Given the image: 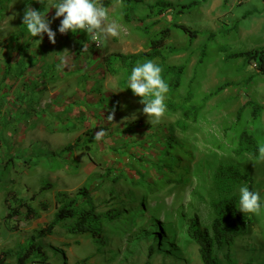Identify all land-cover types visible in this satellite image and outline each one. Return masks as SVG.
I'll list each match as a JSON object with an SVG mask.
<instances>
[{"label":"rangeland","instance_id":"374dc122","mask_svg":"<svg viewBox=\"0 0 264 264\" xmlns=\"http://www.w3.org/2000/svg\"><path fill=\"white\" fill-rule=\"evenodd\" d=\"M108 1L102 0V3ZM156 1L145 0L143 5L132 7L129 17L126 6L118 1L104 5L109 8L110 19L119 23L122 31L120 37L109 38L101 49L91 45L86 32L75 34L76 64L90 61L97 65L95 76H88L84 71L76 74V85L89 92L88 98L93 97L96 103L84 112L86 107L77 102V96L74 132L50 133L44 136V145H36L34 137L25 136L27 127L24 125L35 118L32 110L36 105L29 102L32 101V88L26 86V81L34 59H29L30 49L39 48L34 40L40 38L31 37L22 17L25 8H34L37 0H12L0 11V253L13 250L6 264H17V252L34 238H38L37 242L43 245L53 264H203L199 247L188 238L187 229L194 216L205 226L212 223L211 204L222 196L213 181L216 168L237 165L253 178L255 191L264 202V161L238 159L230 152L242 130L233 128L238 109L249 100L264 108V75L253 63L247 65L242 59L228 61L225 53V49L229 53L264 49V20L254 22L257 16H264L262 4L256 0L248 2L257 7L258 12L242 17L239 9L230 7L224 0H168L175 5L193 1L200 5L186 14L176 15L171 11L143 21L148 14L147 6ZM46 13L52 30L59 33L62 18L53 19L55 9L45 8ZM174 23L185 25L198 35L191 43L190 36L176 28L167 40L164 52L168 55V63L183 65L186 77L178 95L167 94L166 101L173 99L182 103L191 81L194 82L195 104L202 105L206 96L217 94L202 110L199 127L192 129L186 138L194 146L195 153L190 182L179 186L160 183L155 193L147 196L142 188H132L126 181L115 179L121 172L129 173L131 168H139L144 159L151 157L153 143L158 144L157 147L160 145L155 136L166 131L177 117L168 111L159 123L148 122L140 98L127 89L126 70L119 68L116 74H111L104 62V68H99L95 54L147 52L152 40ZM42 63L34 67L38 71H48L46 66L41 67ZM110 76L112 83L106 90L104 81ZM15 81H18L17 89ZM90 81L97 83L94 89L87 87ZM115 92L121 97V104ZM87 99L81 98L84 102ZM113 107L115 118L110 122L106 117ZM251 111L248 106L242 125L248 123ZM57 122L69 128L75 124L71 118H58ZM103 126L108 129L103 130ZM84 129L95 130L81 135ZM99 130L106 135L97 141L95 134ZM253 132L260 144L264 143V112ZM219 144L226 146L228 152L217 153ZM135 156L143 159H135ZM47 185L50 187L44 189ZM242 185L234 187L233 193L238 197ZM59 193H66L68 203L75 200L77 207H94L99 215L111 209L121 212L123 219L103 226L105 246H99L91 234L70 233L67 227L73 225L74 220L57 227L50 236L37 237L62 206L58 202ZM12 194L26 200L39 216L33 221L22 217L7 219L15 205V201L9 199ZM42 202L48 203V211L41 209ZM22 212L25 214L26 210ZM246 215L252 220L248 234L238 238L231 248L216 249L219 264H228L227 254L238 264H264V210L260 215ZM150 247L154 248L151 258L148 255Z\"/></svg>","mask_w":264,"mask_h":264},{"label":"trees","instance_id":"16d2710c","mask_svg":"<svg viewBox=\"0 0 264 264\" xmlns=\"http://www.w3.org/2000/svg\"><path fill=\"white\" fill-rule=\"evenodd\" d=\"M12 0H0V11L6 7V4ZM114 1H118L126 6V16H130V9L143 5L145 0H110L105 2V6H109ZM34 9L44 13L43 6L37 2L34 4ZM200 5L199 2L193 1L189 4L175 5L168 0H157L154 4L147 6L148 14L146 19L157 18L166 15L171 11H175L176 15L186 14ZM23 18V17H22ZM23 23V22H22ZM154 24H157L155 22ZM181 29L190 36V42L197 38V31L182 24L174 23L170 27L162 30L159 38L152 40L149 51L124 55L120 53H112L104 58L106 69L111 74H116L119 68H124L127 72V77L130 76L131 70L137 65L146 60H152L163 69V78L169 85L170 95H178L183 88L184 79L186 77V70L183 65L176 66L168 63V55L164 52L166 43L173 29ZM205 49L202 51L204 52ZM226 59L239 60L242 59L247 65L255 64L260 74L264 75V49L250 50L239 53H229L225 49ZM205 55V53H203ZM205 56H203V59ZM8 71V70H7ZM9 72V71H8ZM195 81V80H194ZM193 81L189 84V90L182 103H178L173 99L166 101L168 111L172 113L173 117H177L174 123L168 125L166 131L158 133L157 142L160 145L157 147L153 143V155L144 159L139 168H131L129 173L121 172L115 179L116 181L124 180L132 188H142L143 194L152 195L156 191V187L162 183L167 186H179L190 182L191 172L195 161L194 146L188 140L187 135L192 129L199 127L200 114L204 109L206 103L217 94L211 93L203 99L202 105L194 103ZM230 85H228L229 87ZM222 87L218 91L226 88ZM250 106L252 108L251 114L248 118V123H244L245 110ZM118 110V109H117ZM264 108L254 103L252 100L245 102V104L238 109L234 123V130L238 133L237 144L230 152L238 159L258 160V141L254 134V126L259 122ZM103 130H107V126H103ZM95 129L86 131V135L93 133ZM179 131V133H178ZM229 132V130H227ZM226 132V133H227ZM111 135V134H110ZM156 139V138H155ZM81 140L78 139L77 143ZM154 142L151 139V142ZM77 145V144H76ZM162 145V146H161ZM161 146V147H160ZM216 152H228L226 146L219 144ZM210 149V147H209ZM135 159H143L135 156ZM144 165V166H143ZM213 181L222 194V196L212 202L211 208L213 211V220L211 225L205 226L198 216H194L189 222L187 229L188 238L199 247V255L203 264H219V257L216 254L217 248L227 246L233 247L236 240L248 234L252 220L246 214L239 210V197L233 193L234 187L243 184L247 185L250 190L255 191L254 180L249 175L242 172V170L235 164L221 165L216 168L213 173ZM50 185L44 187L48 189ZM58 202L62 204L55 213L53 221L43 228L39 233V238H44L54 234L57 227L65 224L68 220H74L73 225L67 227V230L74 235L91 234L95 242L99 246L106 245L104 237V224H113L121 220L122 214L118 210H108L105 215H99L96 209L92 206L88 208H80L75 206L76 201L72 200L68 203V195L66 193H59ZM9 199L15 201V205L11 208L7 215V219L22 217L26 221H33L39 216V212L34 209L26 200L19 199L16 194L9 195ZM9 199L7 201H9ZM34 199V197L32 198ZM262 205L264 202L261 201ZM41 209L43 211L49 210V205L42 202ZM23 209L26 213L23 214ZM264 210V207H262ZM38 238H34L32 242L25 248L17 252V264H53L50 262L49 256L43 245L37 242ZM154 248L150 247L149 258L153 256ZM13 253V250H7L0 253V264H6L8 257ZM228 264H238L229 254L225 256Z\"/></svg>","mask_w":264,"mask_h":264},{"label":"clouds","instance_id":"9594fccd","mask_svg":"<svg viewBox=\"0 0 264 264\" xmlns=\"http://www.w3.org/2000/svg\"><path fill=\"white\" fill-rule=\"evenodd\" d=\"M37 3L49 10L55 9L53 19L62 18L58 27L60 34L86 32L99 48L109 38H118L121 35V25L110 19L109 8L104 6L102 0H37ZM47 13L44 14L41 10L28 6L22 18L23 25H26L31 37L40 38L34 40L38 45L43 41L45 34L50 43H56V32L50 26L51 21L47 18ZM65 67L67 61L61 56L57 69L63 70ZM162 73L163 69L160 65L152 60H146L137 63L128 77L127 89L140 98V103L144 105L143 114L151 123H159L168 112L166 100L169 85ZM114 118L115 107L109 111L106 119L113 122ZM105 135L103 130H99L95 134V139L99 141ZM257 159L264 161V143L258 146ZM262 207L264 205L261 203L259 192L250 190L247 185L239 187V210L243 214L260 215Z\"/></svg>","mask_w":264,"mask_h":264},{"label":"crops","instance_id":"0c3cea01","mask_svg":"<svg viewBox=\"0 0 264 264\" xmlns=\"http://www.w3.org/2000/svg\"><path fill=\"white\" fill-rule=\"evenodd\" d=\"M224 1L226 4H229L230 7L239 9V12L242 13V17H247L248 14L251 15L253 12H258L257 7L248 3L252 0ZM256 1L259 4H262V7L264 8V0ZM260 19L264 20V16H257L254 22L257 23ZM75 34L71 32L67 34L57 33L55 44L50 43L47 35H45L43 41L39 44V48L36 51L33 49V47L30 49L31 54L29 55V59H34L32 61L33 64L31 65L32 68H30L31 70L28 71L26 86H31L32 88L30 90L32 101L29 102H31L33 105H36V107H34L32 110L35 116V118L32 117V123L26 121V124L24 125L27 127L25 136L34 137L36 145H42V143L44 145L46 142V137L44 136H48L50 133L70 134L74 132L73 129H76L77 96L79 97V101L77 102H80L82 106L85 105L86 107V109L83 110L84 112L91 108L90 106L96 103V99L93 97L88 98L90 95L89 92L76 85V74L84 71L88 74V76H95L97 65L92 64L90 61H81L80 63L76 64L75 52L77 51L76 49L78 47H76ZM84 49H86L85 44ZM42 53H44L45 56ZM61 56L65 57L67 61V67H65L63 70H58L57 65L60 63ZM106 56L107 53L95 54V57L99 62L98 64H100L99 68H104L102 63L104 62V58ZM41 61L43 62L41 67L44 68L46 66L48 71H45L44 69L43 71H38V69L34 67L35 64H38ZM91 72H93V74H91ZM104 82V89L107 90L106 87L112 83V76L106 78ZM13 84L15 89H17L18 81H15ZM96 86L97 83H93L92 81L87 84V87L90 89H94ZM116 87L119 89L118 86ZM115 93L121 104V97L117 94V92ZM81 98L88 99L84 102L81 100ZM58 118H71L73 121H75V124L71 128L64 127V125H61L57 122ZM86 124L89 123L86 122ZM87 130L88 129H84L83 131H80L81 135L85 134Z\"/></svg>","mask_w":264,"mask_h":264},{"label":"built area","instance_id":"2783aa9c","mask_svg":"<svg viewBox=\"0 0 264 264\" xmlns=\"http://www.w3.org/2000/svg\"><path fill=\"white\" fill-rule=\"evenodd\" d=\"M243 1H245V0H243ZM90 43H91V45H92L93 47H95V48H97V49H101V48L97 47L96 44H95L94 42L91 41V38H90Z\"/></svg>","mask_w":264,"mask_h":264}]
</instances>
